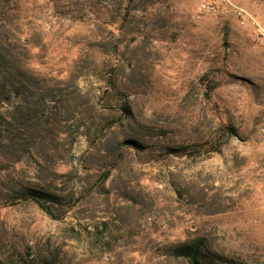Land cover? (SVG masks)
I'll return each mask as SVG.
<instances>
[{
	"label": "rangeland",
	"instance_id": "rangeland-1",
	"mask_svg": "<svg viewBox=\"0 0 264 264\" xmlns=\"http://www.w3.org/2000/svg\"><path fill=\"white\" fill-rule=\"evenodd\" d=\"M32 1L43 36L31 65L49 89L0 108V259L186 264L171 245L202 238L205 264H264V0H232L246 18L205 19L203 0H124L116 32L98 25L117 0H69L68 18L58 0ZM203 78L220 82L212 99Z\"/></svg>",
	"mask_w": 264,
	"mask_h": 264
},
{
	"label": "trees",
	"instance_id": "trees-1",
	"mask_svg": "<svg viewBox=\"0 0 264 264\" xmlns=\"http://www.w3.org/2000/svg\"><path fill=\"white\" fill-rule=\"evenodd\" d=\"M90 8L94 9L95 3L92 0H87ZM117 8L110 14L109 21H99V28L110 27L113 31H120L125 27L131 10L126 8L124 0H117ZM38 4L32 0H0V108L9 102L13 93L25 96L34 90L40 89V93L48 91L46 85H40L35 81H46L47 75L38 73L31 65L32 58L42 49V36L40 31L41 20L37 18ZM73 4L69 0L55 1V8L64 18L71 16ZM96 12H102L100 9H95ZM82 20H85L86 15H81ZM76 18V17H75ZM40 22V23H39ZM134 39H132L133 41ZM118 44L115 49L120 50ZM102 55L105 51L101 48ZM37 55V54H36ZM60 80H71L72 71L68 73H59ZM204 94L207 99H212L215 90L220 87V82L214 78H203ZM38 92V90H37ZM43 99V97L41 98ZM29 105V104H27ZM30 107L24 108V113L21 115L22 120L26 115L30 114ZM1 110V109H0ZM1 112V111H0ZM10 122L4 114L0 113V140L6 143H11L9 136H4L6 132L5 123ZM227 134L232 135L234 131L227 128ZM131 146L142 149L143 146L134 140L127 141ZM224 143L222 141L210 144V147L195 149V154L201 152H219ZM108 177L104 175L103 180ZM46 194L34 189H26L22 199L33 200L38 206L52 218H58L53 206H51L46 197ZM172 246V254L175 259H182L186 264H205L203 261L205 253L204 239L197 238L191 240L180 241ZM0 264H6L0 259Z\"/></svg>",
	"mask_w": 264,
	"mask_h": 264
},
{
	"label": "built area",
	"instance_id": "built-area-1",
	"mask_svg": "<svg viewBox=\"0 0 264 264\" xmlns=\"http://www.w3.org/2000/svg\"><path fill=\"white\" fill-rule=\"evenodd\" d=\"M235 14L239 18H246L247 11L236 5L232 0H203L196 11L197 19L208 17H227ZM254 30L259 37H264V28L258 23H254Z\"/></svg>",
	"mask_w": 264,
	"mask_h": 264
}]
</instances>
